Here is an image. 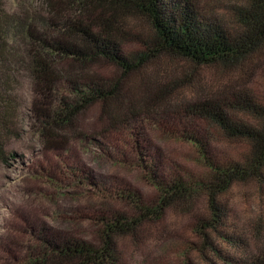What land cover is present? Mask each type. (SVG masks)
<instances>
[{
  "label": "trees",
  "instance_id": "trees-1",
  "mask_svg": "<svg viewBox=\"0 0 264 264\" xmlns=\"http://www.w3.org/2000/svg\"><path fill=\"white\" fill-rule=\"evenodd\" d=\"M240 1L235 9L238 28L229 29L218 19L201 16L192 0H39L41 11L18 13H8L5 1L0 0V163L7 160L9 140L18 135L13 122L17 110L14 98L6 96L13 90L12 68L16 65L22 66L32 81V118L51 149L66 145L60 133L74 127L76 118L93 105L101 104L103 113L120 123L121 116L148 107L149 89L157 87L151 109L179 105L183 115L208 124L228 141L248 144L251 150L247 167L236 160L219 161L207 155L211 140L186 128V139L206 154L210 169L202 182L205 210L196 218L204 260L210 264H264V248L253 252L232 228L222 202V196L238 182L264 184V105L240 90L237 83L246 73L247 63L264 51V0ZM140 20L151 29L145 38L128 25ZM132 41H139L144 49L126 53L125 45ZM164 58L198 67L221 66L236 82L220 88L218 95L183 100L182 88L169 79L172 71L161 67ZM65 59L86 65L106 62L117 74L102 78L85 73L82 79H74L59 65ZM134 77L146 87L138 101L132 99L135 93L126 83ZM63 84L72 99L57 94ZM141 146L142 154L146 153ZM141 166L148 170L147 179L158 191L157 207L145 206L137 195V200L128 195L137 206V215L130 218L115 212L103 218L100 245L72 235L52 236L44 228L31 232L42 251L34 264H118V237L137 234L173 206H189L197 200L196 179L189 181L180 174L164 176L160 167L150 171L149 161ZM223 244L235 254L227 253Z\"/></svg>",
  "mask_w": 264,
  "mask_h": 264
},
{
  "label": "rangeland",
  "instance_id": "rangeland-1",
  "mask_svg": "<svg viewBox=\"0 0 264 264\" xmlns=\"http://www.w3.org/2000/svg\"><path fill=\"white\" fill-rule=\"evenodd\" d=\"M4 1L8 13L41 11L39 0ZM240 2L192 0L201 16L218 19L229 29L238 28L235 9ZM128 25L142 38L151 33L146 21H130ZM125 46L128 54L144 49L139 41ZM59 65L79 80L85 73L102 78L117 74L114 66L102 61L86 65L65 59ZM161 67L172 71L169 79L175 87L180 85L183 100L218 95L220 88L236 82L221 66L198 67L164 58ZM12 69L13 90L6 96L14 98L17 110L13 122L18 135L9 140L7 160L0 163V264H34L42 251L31 232L40 228L52 236L72 235L100 245L103 218L115 212L130 218L137 215V206L128 195L134 199L137 195L145 206L157 207L158 191L147 179L148 170L141 166L147 161L151 162L150 171L160 167L164 176L180 174L189 181L196 179L197 200L189 206H173L137 234L118 237V264H210L199 251L201 239L196 232V218L205 210L202 182L210 169L206 154L197 143L186 139V132L198 131L211 140L207 155L219 161L236 160L246 167L251 157L248 144L226 140L208 124L183 115L179 105L151 109V100L158 96V88L153 87L149 89V106L121 116L120 123L109 119L101 104L88 108L76 118L74 127L60 133L66 145L51 149L32 118V81L22 66ZM245 70L237 79L240 90L264 105V51L247 63ZM126 83L135 93L132 99L138 101L146 87H141L139 77ZM57 94L74 97L65 84ZM239 117L248 120L245 115ZM66 132L69 135H64ZM141 144L146 153L142 154ZM222 202L229 211L232 228L253 252L264 248V184L238 182L222 196ZM222 248L235 254L225 244Z\"/></svg>",
  "mask_w": 264,
  "mask_h": 264
}]
</instances>
